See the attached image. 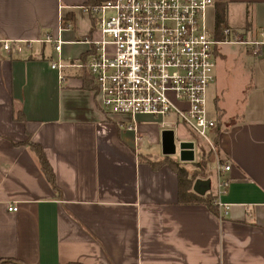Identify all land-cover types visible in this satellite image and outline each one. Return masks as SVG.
I'll return each mask as SVG.
<instances>
[{
  "label": "crops",
  "instance_id": "obj_1",
  "mask_svg": "<svg viewBox=\"0 0 264 264\" xmlns=\"http://www.w3.org/2000/svg\"><path fill=\"white\" fill-rule=\"evenodd\" d=\"M214 1L209 28L215 31L222 4L225 28L245 42H264V0ZM87 2L0 0V260L264 264V45L257 54L239 44L235 54L229 44L216 50L206 105L216 122L212 136L220 159L231 169L220 174L228 181L220 198L227 214L217 207L215 215L179 204L175 173L166 164H149L168 158L191 167L200 157L193 134L181 125L163 128L172 116L107 118L96 107L94 82L83 87L78 66L87 59H80L89 57L98 37L90 32ZM67 15L74 20L63 28ZM47 39L59 41L60 51ZM234 61L244 80L227 99ZM53 63L63 68L53 69ZM16 111L23 122L15 120ZM25 140L41 146L58 192L29 148L13 145ZM181 143L193 144L192 162L181 161ZM212 164L206 177L215 194ZM11 206L17 211L9 212Z\"/></svg>",
  "mask_w": 264,
  "mask_h": 264
},
{
  "label": "built area",
  "instance_id": "obj_2",
  "mask_svg": "<svg viewBox=\"0 0 264 264\" xmlns=\"http://www.w3.org/2000/svg\"><path fill=\"white\" fill-rule=\"evenodd\" d=\"M214 0H111L93 11L97 18L98 37L91 41L93 52L85 68L94 82V99L107 118L122 116L134 119L151 116L163 121V128L187 129L218 159L212 133L216 122L208 117L206 96L214 82L216 50L222 44L247 45L253 54L263 41L245 42L230 29L215 38L208 26V10ZM107 11L112 15L103 16ZM264 36V29L261 32ZM60 51L59 41L47 39ZM3 50H10L4 43ZM61 70L63 65L53 63ZM215 205L227 214L220 198L228 181L220 174L229 165L217 161ZM8 211L16 212L11 206Z\"/></svg>",
  "mask_w": 264,
  "mask_h": 264
},
{
  "label": "trees",
  "instance_id": "obj_3",
  "mask_svg": "<svg viewBox=\"0 0 264 264\" xmlns=\"http://www.w3.org/2000/svg\"><path fill=\"white\" fill-rule=\"evenodd\" d=\"M87 1H88L86 4L87 12L88 15L91 17L90 32H92L96 27L95 25H97V18L95 19L93 11L96 9V7H100L104 3L111 0H87ZM73 20L74 17H72V15H67V23H64L62 27L66 28V26L71 25ZM225 23H226L225 6L219 4V6L215 10V22H214L215 38L217 40H220L222 38V30L225 28ZM87 56L88 54L82 56V58L80 59V63H84L85 60L87 59ZM78 76L79 78L82 79L84 88L86 89L93 88V78H91V76L84 67L82 70L78 72ZM14 118L16 121L23 122L24 115L20 111H16ZM13 145L16 147L25 145L29 148V150L33 153V155L36 156L38 164L40 166V170L43 172L48 184L52 187L54 191L58 192L59 188L58 186H56L53 171H51L50 166L46 160V157L43 155L41 146L34 144L29 140H25L23 143L20 144L13 143ZM196 146H197V151H199L200 153V157L197 161L200 162L199 164H197V167H201L200 172L198 171V169H194V171L193 170L191 171L190 168L191 167L193 168L194 166L191 167L186 165L184 166L168 158L163 159L161 162H149V164L153 169H157L161 167L163 164H166L175 173L178 183L177 198L179 204L186 206H194V205L203 206L208 211L212 212L215 215H218L217 206L215 205L216 197L214 194L209 192L204 196H198L192 191L194 180L207 179L206 177L207 166L210 163H214L215 161L214 157H216L214 153L212 151L207 150L206 147L203 145V143L198 139L196 140ZM215 149L217 151L216 155L219 160L218 163L219 165L223 166L225 164V159L224 160L220 159V153L218 151L217 144H215ZM0 264H23V263L15 259H11V260L1 259Z\"/></svg>",
  "mask_w": 264,
  "mask_h": 264
},
{
  "label": "rangeland",
  "instance_id": "obj_4",
  "mask_svg": "<svg viewBox=\"0 0 264 264\" xmlns=\"http://www.w3.org/2000/svg\"><path fill=\"white\" fill-rule=\"evenodd\" d=\"M208 25H209V27L210 26H212V23H213V14L212 13H210V8H209V10H208ZM112 15V13L111 12H109V11H107L103 16H105V18H109L110 16ZM95 17V19L96 18H98L99 16L98 15H96V16H94ZM96 26V25H95ZM94 30H97V27H95V29ZM96 32V31H95ZM92 37H96V36H92ZM93 38V39H94ZM36 48H34L35 49V51H37L38 49H37V46H35ZM228 48L230 49V51L232 52V53H234L235 54V52H237V50L238 49H242V47L241 46H232V45H228ZM237 60V59H236ZM228 79L226 80V81H229V83H228V87H229V89H230V92H229V95L227 96V99H229V98H232V97H234L235 95H236V87L239 85L238 83H239V81L240 80H244V78H243V73H242V71H241V64L239 63V62H237V61H234L233 63H232V65H231V67H230V70H229V72H228ZM213 104V103H212ZM214 112V111H213ZM213 112H210V114L212 115L213 114ZM196 141V140H195ZM213 156V155H212ZM214 157V156H213ZM215 158V162H216V164H217V161H219L218 159H216V157H214ZM200 162H196V163H193V165L192 166H194L193 168H191V171L193 170L194 171V169H198V171L200 172L201 171V167H197V164H199ZM219 164V163H218ZM191 166V165H190ZM211 166H213V164L211 163ZM210 171H213V168H211V170ZM202 180V179H201ZM203 180H206V179H203ZM195 181V180H194ZM214 183L215 182H213V185H214ZM210 192H211V190H210Z\"/></svg>",
  "mask_w": 264,
  "mask_h": 264
},
{
  "label": "water",
  "instance_id": "obj_5",
  "mask_svg": "<svg viewBox=\"0 0 264 264\" xmlns=\"http://www.w3.org/2000/svg\"><path fill=\"white\" fill-rule=\"evenodd\" d=\"M193 144L190 143H181L179 145V150H180V158L181 161L184 162H192L193 161ZM211 190V182L209 179L206 180H201V179H196L194 181L192 191L197 194L198 196H204L208 194Z\"/></svg>",
  "mask_w": 264,
  "mask_h": 264
}]
</instances>
